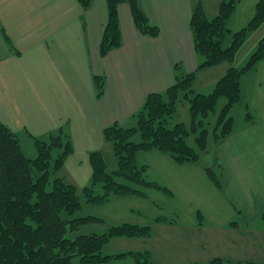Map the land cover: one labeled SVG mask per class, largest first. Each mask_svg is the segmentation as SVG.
Instances as JSON below:
<instances>
[{"label":"crops","instance_id":"crops-1","mask_svg":"<svg viewBox=\"0 0 264 264\" xmlns=\"http://www.w3.org/2000/svg\"><path fill=\"white\" fill-rule=\"evenodd\" d=\"M211 1V9L204 7L209 18L218 14L222 0ZM140 3L150 24L159 28L158 35L141 32L130 3L123 2L122 44L102 54L107 0H91L88 9L79 0H0V119L18 135L30 158L38 156L37 139L50 141L59 135L70 142L72 151L52 177L78 190L92 183V152H102L107 161L114 158L113 144L104 135L107 127L137 126L147 97L166 91L188 73L195 71L198 79L208 71L196 88L193 83L195 92L206 93L231 67L222 63L198 69L204 58L196 50L191 20L202 0ZM236 11L228 20L234 32L245 27L237 26ZM62 151L54 148L52 155ZM262 152L264 142L247 155ZM118 164L117 159L113 166ZM76 260L74 264H86Z\"/></svg>","mask_w":264,"mask_h":264},{"label":"trees","instance_id":"trees-1","mask_svg":"<svg viewBox=\"0 0 264 264\" xmlns=\"http://www.w3.org/2000/svg\"><path fill=\"white\" fill-rule=\"evenodd\" d=\"M239 1L222 0L219 12L213 18H209L199 4L191 20L196 50L204 58L198 69L229 63L231 67L227 73L209 93L195 92L196 72L188 73L166 91L151 93L147 97L138 114L137 126L115 124L107 127L104 135L113 144L118 169L108 170L102 152L91 153L92 183L83 188L89 202H104L112 194L143 195L150 187H160L157 182L148 180L146 165L141 166L137 161V154L142 150L156 148L178 162L198 160L208 143L209 130L204 126V119L216 110L218 101L224 97L226 103L220 111L216 129L222 127L223 135L230 133L234 122L230 112L241 99V76L246 68L264 61L262 37L246 68L233 65L247 38L264 22V0H259L250 22L242 29L232 31L228 20L235 13ZM79 2L85 9L91 5V0ZM123 2L130 3L141 32L152 36L159 33V28L150 24L140 0H107L108 21L100 44L102 54L122 44L119 6ZM97 84L101 93L103 82L100 78ZM183 100L190 104L192 126L177 122L170 127V120L177 115L178 103ZM138 133L142 136L139 142L133 139ZM191 135H195L196 147L188 142ZM36 147L38 156L28 157L18 135L0 119V264H74L75 258L86 264H102L127 255H132L136 264H154L148 251L117 255L103 253V246L113 236L149 235L151 228L147 225L123 223L111 227L106 233L70 238V230L98 219L95 216L63 217V213L74 214L81 208L79 190L63 178L55 177L52 189H47L52 172L63 167L72 145L64 143L62 136L58 135L50 141L37 139ZM58 147H63V151L54 159L52 152ZM98 184L103 188L99 194L96 193ZM219 261L217 258L213 264H219Z\"/></svg>","mask_w":264,"mask_h":264},{"label":"rangeland","instance_id":"rangeland-1","mask_svg":"<svg viewBox=\"0 0 264 264\" xmlns=\"http://www.w3.org/2000/svg\"><path fill=\"white\" fill-rule=\"evenodd\" d=\"M257 2L241 0L235 16L237 26L242 28L249 23ZM201 5L209 10L212 1L202 0ZM262 37L264 22L237 53L234 61L237 67H247ZM259 63L246 68L241 76L242 95L230 112L234 118L230 133L223 135L222 127L216 129L226 103L224 97L204 119V126L209 130L208 143L198 160L178 162L156 148L142 150L139 164L146 165L145 175L160 187H150L143 195L112 194L104 202H89L83 188L79 189L81 208L74 214L63 213V217L98 219L84 222L70 230L68 236L102 234L113 226L133 223L149 226L150 234L113 236L103 246L104 254L148 251L154 264H213L217 258L219 264H264V217L261 216L264 152L247 155L264 142V65ZM205 72L208 71L195 78L194 88ZM213 88L206 89V93ZM180 120L187 127L192 126L187 100L178 103V113L169 126ZM134 139L141 141V134H136ZM188 142L196 147L195 135ZM26 149L29 151V146ZM53 156L56 158L58 153ZM116 160L115 155L113 160L106 159L109 170L118 168L113 166ZM36 174L39 175L37 171ZM54 178L51 174L48 190L52 189ZM102 192L98 184L96 193ZM102 264H136V261L127 255Z\"/></svg>","mask_w":264,"mask_h":264}]
</instances>
